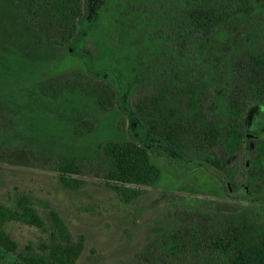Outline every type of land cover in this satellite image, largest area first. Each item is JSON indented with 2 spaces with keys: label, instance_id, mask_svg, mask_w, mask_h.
Masks as SVG:
<instances>
[{
  "label": "trees",
  "instance_id": "obj_1",
  "mask_svg": "<svg viewBox=\"0 0 264 264\" xmlns=\"http://www.w3.org/2000/svg\"><path fill=\"white\" fill-rule=\"evenodd\" d=\"M0 82L12 86L0 93V135L16 129L0 141V161L52 169L66 188L82 185L83 160L38 157L19 126L43 113L76 138L92 133L98 120L74 104L77 95L102 114L123 103L185 164L242 153L237 194L246 177H264V129L247 132L251 112L264 110V0H0ZM95 154V174L125 203L161 177L144 144L110 138ZM218 174L229 188L227 172ZM208 204L146 244V264H264V209ZM49 216L50 242L19 249L5 225L41 228L43 220L25 196L0 205V264H75L81 241H70L55 211Z\"/></svg>",
  "mask_w": 264,
  "mask_h": 264
},
{
  "label": "rangeland",
  "instance_id": "obj_2",
  "mask_svg": "<svg viewBox=\"0 0 264 264\" xmlns=\"http://www.w3.org/2000/svg\"><path fill=\"white\" fill-rule=\"evenodd\" d=\"M11 88L0 82V93ZM73 102L98 120L92 133L76 138L64 120L43 113L26 115L19 128L25 138H34L38 157H80L85 169L79 177V188L64 187L52 169L0 161V205L15 207L18 199L25 196L43 220L41 228L13 222L5 225L19 249L26 245L36 249L40 243L50 242V235L56 231L49 216L53 210L64 223L70 241L82 243L75 264H146L142 258L146 244L188 222L193 215L206 212L210 202L264 209V177L246 178L245 191H234L236 183L243 180L242 153L232 157L210 153L191 156L190 162L207 163L209 167L185 164L146 135L130 114L123 112V103L102 114L85 97L77 95ZM247 125L249 135L264 129V110L251 112ZM15 134L16 129L6 127L0 141L8 144ZM110 138L144 144L161 169L160 179L141 187L139 196L129 203L123 202L119 193L105 186L100 175L95 174L96 144ZM225 172L232 180L229 188L223 187L218 174Z\"/></svg>",
  "mask_w": 264,
  "mask_h": 264
},
{
  "label": "flooded vegetation",
  "instance_id": "obj_3",
  "mask_svg": "<svg viewBox=\"0 0 264 264\" xmlns=\"http://www.w3.org/2000/svg\"><path fill=\"white\" fill-rule=\"evenodd\" d=\"M248 126V125H247ZM254 136V134L252 135V137ZM247 179H250L249 177H246ZM241 183L237 182L236 184V187L234 188V190H237L238 189V186L240 185ZM243 184V183H242ZM244 186V185H243ZM231 188V187H230ZM233 190V189H232ZM236 193V192H235Z\"/></svg>",
  "mask_w": 264,
  "mask_h": 264
}]
</instances>
